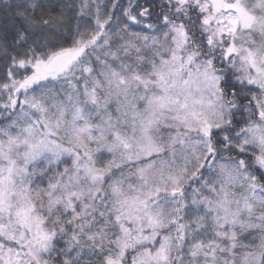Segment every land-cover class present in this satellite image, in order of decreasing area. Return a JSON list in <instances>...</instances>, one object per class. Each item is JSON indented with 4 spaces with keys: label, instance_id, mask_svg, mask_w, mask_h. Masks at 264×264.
I'll use <instances>...</instances> for the list:
<instances>
[{
    "label": "snow or ice",
    "instance_id": "obj_1",
    "mask_svg": "<svg viewBox=\"0 0 264 264\" xmlns=\"http://www.w3.org/2000/svg\"><path fill=\"white\" fill-rule=\"evenodd\" d=\"M0 264H264V0H0Z\"/></svg>",
    "mask_w": 264,
    "mask_h": 264
}]
</instances>
